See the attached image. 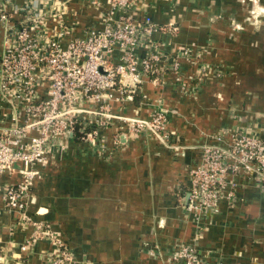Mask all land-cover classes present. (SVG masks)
<instances>
[{"label": "crops", "instance_id": "obj_1", "mask_svg": "<svg viewBox=\"0 0 264 264\" xmlns=\"http://www.w3.org/2000/svg\"><path fill=\"white\" fill-rule=\"evenodd\" d=\"M29 3L52 31L71 27L65 43L90 27L103 28L111 8L108 0H1L0 13L21 28ZM126 14L151 18L159 28L153 38L171 57L186 50L196 56L181 58L179 72L168 74L165 84L144 77L142 84L114 91L110 101L113 112L144 118L163 102L169 143L129 134L119 119L100 132L103 154L73 133L63 152L36 165L39 174L26 196L31 221L2 213L0 264H45L53 244L34 237L38 221L64 239L81 264H175L173 246L194 239L205 264H264V183L241 180L237 199H221L202 232L185 209L190 171L201 164L205 144L227 145L236 129L264 132V0H136ZM204 65L215 71L193 90ZM6 111L0 105V126L10 123ZM21 180L19 171L0 173V206L4 187Z\"/></svg>", "mask_w": 264, "mask_h": 264}, {"label": "built area", "instance_id": "obj_2", "mask_svg": "<svg viewBox=\"0 0 264 264\" xmlns=\"http://www.w3.org/2000/svg\"><path fill=\"white\" fill-rule=\"evenodd\" d=\"M135 1L108 0L111 8L103 28L90 27L85 36L66 43L63 37L71 33V27L64 23L52 31L32 13L30 3L23 10L28 22L21 28L0 13V27L2 23L5 32L0 54V105L8 108L5 116L10 120L0 126V173L19 171L22 177L18 184L4 187L0 222L5 211L18 212L23 221H31L26 196L32 178L39 174L36 165L47 164L53 151L63 152L75 131L100 154L107 151L100 132L116 119L129 134H149L169 143V109L163 102L154 104L147 118L113 112L110 102L114 91L123 92L130 82L133 86L142 84L144 77L165 84L168 74L179 72L181 58L196 57L188 50L173 57L165 53L153 38L159 30L153 20L147 17L137 21L126 14ZM116 13L121 14L116 17ZM212 71L215 68L202 66L194 77L197 86L191 89H198L204 75ZM45 78L49 79V90L43 95L40 89ZM230 138L227 145L205 144L201 164L190 171L185 209L199 232L219 212L221 199H237L241 180L245 184L264 183V132L236 129ZM120 139L116 136L114 142ZM34 224V237H46L53 244L45 264H81L67 242L48 225L41 221ZM197 241L175 244L170 260L175 264H205Z\"/></svg>", "mask_w": 264, "mask_h": 264}, {"label": "trees", "instance_id": "obj_3", "mask_svg": "<svg viewBox=\"0 0 264 264\" xmlns=\"http://www.w3.org/2000/svg\"><path fill=\"white\" fill-rule=\"evenodd\" d=\"M74 136H78L79 137L80 136V133L78 131H75L74 132Z\"/></svg>", "mask_w": 264, "mask_h": 264}]
</instances>
